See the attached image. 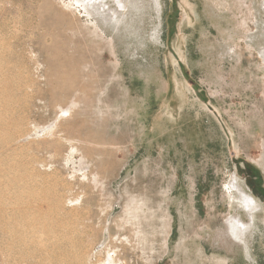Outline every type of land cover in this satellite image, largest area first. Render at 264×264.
I'll use <instances>...</instances> for the list:
<instances>
[{"label": "rangeland", "instance_id": "374dc122", "mask_svg": "<svg viewBox=\"0 0 264 264\" xmlns=\"http://www.w3.org/2000/svg\"><path fill=\"white\" fill-rule=\"evenodd\" d=\"M130 1L115 23L84 0H0L6 193H29L41 157L33 195L65 204L2 220L0 264H264V0Z\"/></svg>", "mask_w": 264, "mask_h": 264}, {"label": "bare ground", "instance_id": "6f19581e", "mask_svg": "<svg viewBox=\"0 0 264 264\" xmlns=\"http://www.w3.org/2000/svg\"><path fill=\"white\" fill-rule=\"evenodd\" d=\"M109 1L110 2H112L113 4H112V6L113 7H109L108 9H110L111 10V12L110 13H107V14H103L102 12H104L105 10H106V8H107V6L109 5ZM155 1V0H154ZM158 0H156V2H157ZM131 2V6H132V8L133 9H136V10H138V9H140V6L139 5H137V1H133V0H131L130 1ZM84 3L86 4V6H88L91 10H93L94 12H96V13H98L99 15H101V16H104L105 17V19H107V17H109V18H112V19H114V21H115V23H117L118 21H120V19H118L117 18V16L119 15H117V13L119 12V10H121L122 11V9H124L127 5H126V0H84ZM157 6V5H156ZM158 9V8H157ZM120 11V12H121ZM122 13H124L123 11H122ZM124 15V14H123ZM120 16V15H119ZM118 19V20H117ZM106 22H107V20H106ZM156 31V30H155ZM264 58V57H263ZM0 96L1 97H3V92H1L0 93ZM11 113L14 115V113L11 111ZM11 118H13V117H11ZM53 124H54V122H51L50 124H48L47 126H37V127H33V129H32V131H33V133L34 134H36V135H40V134H45V133H47V132H50L51 131V128L53 127ZM30 132L31 131H29L26 135H15L14 133H11L10 134V137L12 138V139H10V141L11 140H13V139H15V141L17 142L18 140L20 141L21 139H25V137L27 136V135H29V136H34V135H32L33 133H31V135H30ZM14 136H16V138L14 137ZM14 141V140H13ZM12 141V142H13ZM8 142H9V140H8ZM7 142V144L8 145H4V149L3 148H0V194L2 195L3 194V202H6V204H8L9 205V207H10V212H11V214L9 215V216H5L6 217V219H4V217H2V215H0V222H2V220L3 221H5V223L6 224H8L10 221H13V220H16V221H18V222H20V223H22V224H26L27 225V223H29L30 224V222H28L27 220V216L28 215H32V217H34L35 216V212H36V214H40L39 215V217H42L43 216V210L45 209L46 211H45V214L46 213H48L47 212V210H49V208H44V209H42V207H36V208H32L31 209V206H30V202H29V200L30 201H37V203L38 204H41V202L43 201V203H45L46 205H51V206H48V207H50V211H54V209H52L51 207H52V205H53V207H55L54 205H56V204H52L53 202H54V200L56 199L55 197H57V196H53L52 198L50 197V199H47V198H45V195L44 194H41V193H39V194H34L33 195V191H34V189H35V187L37 186V184H38V182L33 178V174H34V172H39V169H38V171H35L36 170V167H34L33 166V171H32V168L30 169V170H28L27 169V167L29 166V164H28V161L30 160V157L29 158H26V159H29L28 161L26 160V159H24V161H23V165H24V167H25V184H26V191L27 190H29V193H25V195L23 194L24 193V191L22 190V189H19L17 192H12V193H8V195H7V193H6V189H8V190H10L11 188H17V187H20V186H22V185H13L12 184V180L15 178V176L13 175V164H14V159H13V153H14V151H10L11 150V148L14 146V144H13V146L12 147H10V145H9V143ZM16 142H13V143H16ZM11 143V142H10ZM12 144V143H11ZM17 144V143H16ZM15 144V145H16ZM6 146V147H5ZM9 148H10V150H9ZM1 149H3V150H1ZM14 150H15V147L13 148ZM33 157V156H32ZM40 157V156H39ZM36 159V158H35ZM34 159V160H35ZM33 159H31L30 161H34ZM42 159H41V157H40V160L39 159H37V160H35V161H39L38 163H40V161H41ZM43 161H44V159H43ZM43 161H41V162H43ZM31 162V163H32ZM37 163V165H39L40 166V164H38ZM44 163V162H43ZM43 163H41V164H43ZM35 165V164H34ZM36 166V165H35ZM42 166V165H41ZM40 168V167H39ZM37 175V174H36ZM38 175H39V173H38ZM37 175V176H38ZM234 179V178H233ZM235 179H236V177H235ZM237 182H232L231 181V184H229L230 185V187H231V189L230 190H232V191H234V192H237L238 193V195H239V200H240V205H242L243 207H244V209L247 211V213H248V215L249 216H251V213L252 212H254L255 210H256V208L258 207V203H257V201H256V199L250 194V193H248L247 191H244L241 187L239 188L238 186H237V184H236ZM240 186V185H239ZM30 187H32V188H30ZM65 187V186H64ZM67 187V186H66ZM65 187V188H66ZM68 189H70V188H68ZM46 190V189H45ZM44 190V191H45ZM47 192V190L45 191V193ZM54 192V191H53ZM57 192V191H56ZM51 193V192H50ZM48 194V193H47ZM46 194V195H47ZM0 195V196H1ZM53 195V193L51 194V196ZM58 195V194H57ZM60 195V194H59ZM58 195V196H59ZM25 196V199L26 200H24L23 199V197ZM48 196H50V195H48ZM63 197V196H62ZM2 198V197H1ZM59 198H61V195L59 196ZM235 199V198H234ZM1 200V199H0ZM57 200V199H56ZM56 200H55V202H56ZM239 200H236V201H239ZM58 201V200H57ZM65 201V200H64ZM60 202L62 203L63 201H62V198L60 199ZM57 203V202H56ZM239 203V202H238ZM44 204V205H45ZM58 205L57 206H60L59 205V202L57 203ZM64 204V203H63ZM62 205V204H61ZM34 206V205H33ZM63 206H65V204L64 205H62V207ZM61 207V206H60ZM61 207V208H62ZM17 208H19L18 209V212H17V214L16 213H12L13 211H14V209H17ZM57 208V207H56ZM55 208V209H56ZM59 208V207H58ZM57 208V209H58ZM52 209V210H51ZM258 209V208H257ZM49 213H51V212H49ZM61 214V213H60ZM255 214V213H254ZM48 215V214H47ZM51 214H49V216H50ZM61 216H63V215H61ZM60 216V218H62ZM30 217V216H29ZM45 217H46V215H45ZM31 218V217H30ZM33 220V219H32ZM226 221V220H225ZM66 222H68V220L66 221ZM71 222H72V220H71ZM74 222V221H73ZM72 222V223H73ZM227 222H228V227L230 228V231H231V234H233L234 236H235V238H238L239 237V234L240 233H242L243 232V230L246 228V226H248V225H246L247 223L245 222H243L240 218H239V216L237 215V217L236 216H230L228 219H227ZM69 223V225L71 224L70 222H68ZM80 223V224H79ZM78 224H77V226H81V224H83L82 222H79ZM1 224V223H0ZM74 224V223H73ZM2 225V224H1ZM74 225H76V223L74 224ZM30 227H31V225H29ZM83 227H84V225H82ZM250 226V225H249ZM2 227V226H1ZM10 227H12V226H10ZM55 228L58 230V232H61V228H62V226H61V224H56V226H55ZM72 228H74V227H72ZM72 228H71V226L69 227V229H68V232L70 233L71 232V235H73L74 236V233H78L80 230L78 229V227H77V229L79 230L78 232H73V230H72ZM80 229H83L82 227H79ZM4 229V228H3ZM76 229V228H75ZM1 230V229H0ZM4 231V230H3ZM82 231V230H81ZM5 232H7V230L5 229V231H4V233ZM80 233H83V232H80ZM85 233V232H84ZM242 234H244V233H242ZM80 235H83V234H80ZM232 235V236H233ZM242 236V235H241ZM82 237V236H81ZM48 243H50V242H48ZM47 243V244H48ZM51 244H53V242L51 243ZM50 244V245H51ZM41 252H42V254H44V253H46V244L45 245H43V247H42V249H41ZM8 254H9V252H7ZM11 254H14L13 253V251H12V253H11V251H10V255ZM15 256V255H14ZM13 256V257H14ZM3 257V256H2ZM8 257H9V255H8ZM7 257V258H8ZM11 257H12V255H11ZM11 257H9V258H11ZM6 258V256L4 257V260L5 261H8V260H6L7 259ZM15 258V257H14ZM13 259V258H12ZM17 259V263H21V260L20 261H18V258H16ZM21 259H22V257H21ZM11 261H13V260H11ZM10 261V262H11ZM15 261V260H14ZM23 261V260H22ZM10 262H7V263H10ZM24 262H26V260L24 261ZM28 262V261H27ZM14 263H16V262H14ZM29 263H30V261H29ZM2 264V263H1ZM11 264V263H10ZM22 264V263H21ZM24 264V263H23ZM28 264V263H27ZM32 264V263H31ZM33 264H35V263H33Z\"/></svg>", "mask_w": 264, "mask_h": 264}]
</instances>
